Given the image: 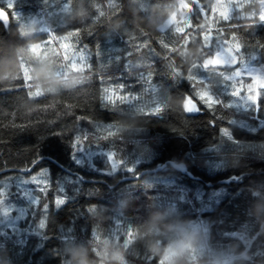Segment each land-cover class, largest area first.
I'll return each mask as SVG.
<instances>
[{
  "label": "trees",
  "instance_id": "1",
  "mask_svg": "<svg viewBox=\"0 0 264 264\" xmlns=\"http://www.w3.org/2000/svg\"><path fill=\"white\" fill-rule=\"evenodd\" d=\"M187 1L182 22L163 33L158 28L179 0L13 1L7 25L0 23V211L13 210L0 216V264H264V90L251 110L257 119L244 116L249 132L232 126L240 114L224 97L211 107L198 103L203 114L184 113L198 84L191 75L202 77V64L220 48L232 50L239 66H264V0H231L252 15L229 20L214 15V0ZM0 9L7 11L5 0ZM23 10L31 33L16 17ZM26 34L50 46L32 53ZM156 104V115L146 113ZM133 114L146 131L139 143L107 134L103 122L123 130ZM97 142L117 168L131 166L143 145L153 158L133 174L106 175L110 165L101 172L85 154L77 162L78 149ZM159 167L154 173L166 186L144 176L124 180ZM44 171L46 192L25 183ZM57 199L65 202L57 206Z\"/></svg>",
  "mask_w": 264,
  "mask_h": 264
},
{
  "label": "rangeland",
  "instance_id": "2",
  "mask_svg": "<svg viewBox=\"0 0 264 264\" xmlns=\"http://www.w3.org/2000/svg\"><path fill=\"white\" fill-rule=\"evenodd\" d=\"M13 1H17V0H11L12 6L16 4L14 3L13 5ZM230 1L231 0H214L212 10L215 13V15L217 14L216 16L224 18V20H229L232 17L238 18L239 15L241 17H245V16L251 17L252 12L248 13L247 15L243 12L239 13L237 12V7L240 8V6L233 7L229 5ZM204 2H208V0H205ZM5 3L6 5H8L9 0H6ZM177 5L178 6H177L176 13L171 15L165 21V23L158 28V30L162 32V31H165L169 26L176 25L177 21L181 23L184 16L187 14V11L191 9V6H189V3L187 0H179V3ZM233 12H234V15H233ZM19 15H20V20L21 18H23V19H26L27 21V23H25L26 26L24 24L21 25V30L25 32L26 27L29 24V32L31 33L32 29L30 27V24L33 21L32 17L30 16L27 17V15L25 14V10L20 11V14L19 12L16 13V17L19 18ZM37 17H41L39 19H43L44 16L42 17V15H38ZM259 17L261 20L264 19V2H261V10L259 13ZM175 30L179 31V29L177 28H175ZM45 33H48V32L46 31ZM52 34H53V37L60 36L59 33H57L56 35L55 32H52ZM25 36L30 38L29 44H30V51L32 53L35 49L36 51L40 49L42 44L45 48L47 46H50L49 43H46L47 39H41V37L39 36L30 35V34H26ZM215 53L221 54V60L219 61V63H213L212 56H210L209 59L202 64L201 69L204 70L203 76L201 77L199 74L191 75V78L200 84H197L195 86L194 98L188 101H192L197 105L199 103L201 106L211 107L213 106V104H216L219 100H221V98L224 97L225 98L224 106L229 107L230 110L234 111V113L240 114V118L232 120L231 124L234 125V127H237L239 129L242 128L241 130H244V131L246 130L245 132L252 131L253 129H251L250 126L244 122V119H245L244 116L245 117L249 116L253 120L257 119L255 114L251 116L252 114L251 110L253 109L254 112L256 113L257 102L259 101V98L261 97V92L264 90V66L263 65L259 67L252 66V65L239 66L237 64L238 62L236 60L237 58L234 52L232 50H228L223 47L220 48ZM131 74H132L131 72L130 74L129 72H127L125 74V77H127V79H130L133 77V75ZM262 96L264 97V93L262 94ZM122 100L124 103H130L129 102L130 100H128L127 98L122 97ZM145 111L146 113H151L153 115H156L157 114V104L151 106L149 109ZM136 114H137V111H136ZM134 117H135L134 114L129 117L131 119L129 120V124L121 125L123 130L117 127L108 129L110 127L108 126L109 124L103 122L104 129L109 135L120 134V136H123V135L135 136V137H132V136L131 137L133 138V140H135L136 143H139L137 142L138 141L137 135L139 134L142 136V134H144L146 131L143 128L136 127L135 124H133ZM249 121H252V120H249ZM130 123L132 124L130 125ZM259 125L261 126L262 123L260 122ZM106 132H103V137L101 138L104 140H107L108 142L110 141V137L109 135L106 134ZM100 144L101 143H96L95 145L97 146L95 147L88 146V148L85 151H83L82 148L78 149V152H80L81 155L78 156L77 162L81 164L84 158L83 154H85L88 158L91 157L90 161L92 165L100 169L101 172L105 170V168H107L106 166L110 165V168H108L110 170L107 173H105L106 175H112L114 173L113 172L114 170H119V169L124 170L128 174H133L139 163L141 162L149 163L151 162L153 158L150 148H148V146L146 145H143L138 151L136 150L134 151V156H133L134 163L131 166L124 164L122 166L119 165V167L117 168L115 165H112V161L110 160L113 158V154L105 151L103 149V146H101ZM209 151L216 152L217 150L211 149ZM128 167H134V171L131 173L126 171ZM215 168H218V165ZM213 171H208V172L211 174H214ZM43 173H44V176L46 177L47 176L46 172L44 171ZM39 174L37 175L35 173L32 176H30L28 180L33 176H37L38 181L35 183H29V184H32L34 186H41L42 184H44L45 181L42 179L43 176H40ZM143 181L145 182L148 181L150 182V184L160 183V184H163L164 186L167 185L166 177L164 175H159L157 173L146 174L143 178ZM23 185H25V183ZM26 189L27 190L23 192L26 199L28 201L29 200L35 201V199L31 196L30 188L26 187ZM11 208H12L11 206H6L3 209H1L0 216L4 215L5 217H8L7 216L8 213H11L13 211ZM19 217H20L19 219L22 218L21 215H19Z\"/></svg>",
  "mask_w": 264,
  "mask_h": 264
},
{
  "label": "bare ground",
  "instance_id": "3",
  "mask_svg": "<svg viewBox=\"0 0 264 264\" xmlns=\"http://www.w3.org/2000/svg\"><path fill=\"white\" fill-rule=\"evenodd\" d=\"M6 1V0H5ZM249 1V0H248ZM47 2V1H46ZM234 2V1H233ZM45 4V3H44ZM244 4V3H243ZM70 5V4H69ZM47 6V5H46ZM243 7H244V5H242ZM205 7H206V5H205ZM226 7V6H225ZM234 7V6H233ZM69 8V7H68ZM71 11V10H70ZM149 11V10H148ZM147 12V11H146ZM218 12V11H217ZM68 14V13H67ZM71 14V13H70ZM206 14V13H205ZM232 14V13H231ZM234 14V13H233ZM147 15V14H146ZM215 15V14H214ZM217 15V14H216ZM148 16V15H147ZM192 16V15H191ZM244 16V15H243ZM150 17V16H149ZM154 17V16H153ZM152 19V18H151ZM224 19V18H223ZM147 21H148V19H147ZM203 21V20H202ZM245 21H247V20H245ZM70 22V21H69ZM154 22V21H153ZM155 22H157V21H155ZM223 23V22H222ZM231 23V22H230ZM240 23V22H239ZM76 24H77V22H76ZM151 24V23H150ZM192 24H194V23H192ZM215 24V23H214ZM221 25V24H220ZM172 26V25H171ZM177 27H178V25H176ZM223 26V25H222ZM225 26V25H224ZM173 27V26H172ZM203 27V26H202ZM244 27V26H243ZM242 27V28H243ZM249 27V26H248ZM117 28V27H116ZM245 28H247L246 26H245ZM19 29V28H18ZM232 29V28H231ZM240 29V28H239ZM77 30V29H76ZM75 30V31H76ZM234 29H232V31H233ZM87 31V30H86ZM160 31V30H159ZM217 31V30H216ZM114 32V31H113ZM249 32V31H248ZM255 32V31H254ZM163 33V32H162ZM172 33V32H171ZM177 33V32H176ZM74 34H77V33H74ZM184 34V33H183ZM72 35V34H71ZM247 35V34H246ZM101 36V35H100ZM173 36V35H172ZM217 36V35H216ZM238 37H240L239 35H237ZM237 36H236V38H237ZM162 37H164V35L162 36ZM215 37V36H214ZM17 38V37H16ZM179 38V37H178ZM181 38V37H180ZM220 38V37H219ZM241 38V37H240ZM152 40V39H151ZM162 40V39H161ZM241 39H239V41H240ZM244 40V39H243ZM94 41V40H93ZM125 41V40H124ZM247 42V41H246ZM81 43V42H80ZM99 43V42H98ZM177 45V44H176ZM242 45V44H241ZM240 45V46H241ZM161 46V45H160ZM244 46V45H243ZM105 47V46H104ZM245 47H248V46H245ZM163 48V47H162ZM179 48V47H178ZM260 48V47H259ZM121 49V48H120ZM174 49V48H173ZM103 50V49H102ZM107 50V49H106ZM165 50V49H164ZM178 50V49H177ZM213 50V49H212ZM248 50V49H247ZM162 51V50H161ZM264 51V50H263ZM83 52V51H82ZM87 52V51H86ZM121 52V51H120ZM165 52V51H164ZM255 52V51H254ZM257 53V52H256ZM105 54V53H104ZM128 55V54H127ZM207 56V55H206ZM258 56V55H257ZM99 57V56H98ZM156 57V56H155ZM97 58V57H96ZM159 58V57H158ZM126 59V58H125ZM131 59V58H130ZM200 61V60H199ZM107 62V61H106ZM120 62V61H119ZM122 62V61H121ZM151 62V61H150ZM253 64V63H252ZM98 65V64H97ZM136 65V64H135ZM248 65V64H247ZM251 65V64H250ZM166 67V66H165ZM125 69V68H124ZM168 69V68H167ZM94 72V71H93ZM169 72V71H168ZM167 74V73H166ZM186 74V73H185ZM74 76V75H73ZM169 78V77H168ZM108 79V78H107ZM113 79V78H112ZM172 79V78H171ZM15 80V79H14ZM67 80V79H66ZM191 80V79H190ZM101 81V80H100ZM106 81V80H105ZM113 81V80H112ZM143 81V80H142ZM62 82V81H61ZM98 82H99V80H98ZM104 82V81H103ZM108 82V81H107ZM185 82V81H184ZM228 82V81H227ZM71 83V82H70ZM79 83V82H78ZM186 83V82H185ZM188 83V82H187ZM190 83V82H189ZM195 83H197V82H195ZM21 84V83H20ZM82 84V83H81ZM100 83H98V85H99ZM198 84H200V83H198ZM71 85V84H70ZM97 85V84H96ZM149 85V84H148ZM187 85V84H186ZM194 85V84H193ZM197 85V84H196ZM41 86V85H40ZM126 86H127V84H126ZM112 87V86H111ZM69 88V87H68ZM212 88V87H211ZM59 89V88H58ZM150 89V88H149ZM66 90V89H65ZM207 90V89H206ZM153 91V90H152ZM157 91V90H156ZM101 94V93H100ZM217 94V93H216ZM159 95V94H158ZM191 95V94H190ZM22 96H23V94H22ZM147 96V95H146ZM152 97V96H151ZM227 98V97H226ZM142 99V98H141ZM196 99V98H195ZM157 100V99H156ZM200 100V99H199ZM203 100V99H202ZM136 101V100H135ZM159 101V100H158ZM152 103V102H151ZM214 105V104H213ZM13 106V105H12ZM15 106V105H14ZM148 106V105H147ZM219 106V105H218ZM23 107H25V106H23ZM99 107V106H98ZM219 108V107H218ZM99 111V110H98ZM113 111V110H112ZM207 111V110H206ZM230 111V110H229ZM17 112V111H16ZM231 112V111H230ZM154 113V112H153ZM218 113V112H217ZM223 113V112H222ZM162 114V113H161ZM220 114V113H219ZM226 114V113H225ZM228 114V113H227ZM236 114V113H235ZM213 115V114H212ZM231 115V114H230ZM229 115V116H230ZM250 115V114H249ZM236 116V115H235ZM238 116V115H237ZM236 116V117H237ZM252 116V115H251ZM149 118V117H148ZM227 118V117H226ZM241 118H242V116H241ZM31 119V118H30ZM145 119V118H144ZM160 119V118H159ZM158 119V120H159ZM216 119V118H215ZM246 119V118H245ZM260 119V118H259ZM263 119H264V117H263ZM262 119V120H263ZM89 121V120H88ZM256 122V121H255ZM14 123V122H13ZM26 123H27V121H26ZM25 123V124H26ZM142 123V122H141ZM217 123V122H216ZM6 124V123H5ZM20 125V124H19ZM168 125V124H167ZM77 126V125H76ZM169 126V125H168ZM232 126H234V125H232ZM52 128V127H51ZM237 128V127H236ZM123 129V128H122ZM242 129V128H241ZM130 130V129H129ZM147 130V129H146ZM221 130V129H220ZM135 131V130H134ZM246 131V130H245ZM249 132V131H248ZM12 133V132H11ZM227 133H229V132H227ZM224 134V133H223ZM75 135V134H74ZM83 135H84V133H83ZM88 135V134H87ZM136 135V134H135ZM159 135V134H158ZM157 135V136H158ZM163 135V134H162ZM220 135V134H219ZM225 135V134H224ZM143 136V135H142ZM156 136V137H157ZM87 137V136H86ZM135 137V136H134ZM147 137V136H146ZM149 137V136H148ZM160 137H162V136H160ZM159 137V138H160ZM166 137V136H165ZM171 137V136H170ZM226 137V136H225ZM73 138V137H72ZM85 138V137H84ZM91 138V137H90ZM90 138H89V140H90ZM142 138V137H141ZM172 138H173V136H172ZM86 139V138H85ZM87 139H88V137H87ZM86 139V140H87ZM94 139V138H93ZM133 139V138H132ZM165 140H166V138H164ZM163 139V140H164ZM175 139V138H174ZM233 139V138H232ZM88 140V141H89ZM98 140V139H97ZM153 140V139H152ZM157 140V139H156ZM155 140V141H156ZM169 140V139H168ZM234 140V139H233ZM78 141V140H77ZM100 141V140H99ZM114 141V140H113ZM119 141V140H118ZM117 141V142H118ZM141 141H143V140H141ZM253 141V140H252ZM134 142V141H133ZM144 142H146V141H144ZM148 142H149V140H148ZM232 142V141H231ZM240 142V141H239ZM242 142V141H241ZM82 143V142H81ZM92 143V142H91ZM98 143V142H97ZM115 143V142H114ZM147 143V142H146ZM187 143V142H186ZM251 143H253V142H251ZM75 144H77V143H75ZM74 144V145H75ZM118 144H119V142H118ZM132 144V143H131ZM150 144V143H149ZM155 144V143H154ZM161 144V143H160ZM166 144V143H165ZM235 144V143H234ZM264 144V143H263ZM79 145V144H78ZM116 145V144H115ZM129 145H130V143H129ZM151 145V144H150ZM157 144H155V146H156ZM242 145H244V144H242ZM257 145V144H256ZM159 146V145H158ZM235 146V145H234ZM264 146V145H263ZM151 147H153V149L154 148H157V147H154L153 145H151ZM161 147V146H160ZM115 148V147H114ZM72 149V148H71ZM124 149V148H123ZM264 149V148H263ZM117 150V149H116ZM138 150V149H137ZM258 150V149H257ZM262 150V149H261ZM254 151V150H253ZM157 152V151H156ZM158 152H159V150H158ZM161 152V151H160ZM250 152V151H249ZM255 152V151H254ZM264 152V151H263ZM71 153V152H70ZM69 153V154H70ZM186 153V152H185ZM214 153V152H213ZM222 153V152H221ZM224 153V152H223ZM246 153V152H245ZM260 153V152H259ZM77 154V153H76ZM208 154V153H207ZM212 154V153H211ZM256 154V153H255ZM258 154V153H257ZM129 155V154H128ZM185 155V154H184ZM201 155V154H200ZM204 155V154H203ZM249 155V154H248ZM251 155V154H250ZM156 156V155H155ZM199 156V155H198ZM227 156V155H226ZM260 156H261V154H260ZM209 157V156H208ZM223 157V156H222ZM221 157V158H222ZM246 158L247 157H245V160H246ZM188 159V158H187ZM207 159V158H206ZM215 159V158H214ZM229 159V158H228ZM201 160V159H200ZM36 161V160H35ZM211 161V160H210ZM232 161V160H231ZM250 161H253V159L252 160H249V162ZM255 161V160H254ZM253 161V162H254ZM262 161V160H261ZM177 162V161H176ZM195 162H198V161H196L195 160ZM205 162H207V161H205ZM245 162V161H244ZM259 162V161H258ZM263 162V161H262ZM261 162V163H262ZM240 163H242V162H240ZM246 163V162H245ZM256 163V162H255ZM77 164V163H76ZM203 164V163H202ZM233 164V163H232ZM16 165V164H15ZM200 165V164H199ZM244 165V164H243ZM252 165V164H251ZM44 166V165H43ZM47 166V165H46ZM231 166V165H230ZM233 166H234V164H233ZM240 166V164L238 165V167ZM241 166H242V164H241ZM56 167V166H55ZM199 168H200V166H198ZM229 167V166H228ZM245 167H247V166H245ZM195 168V167H194ZM234 168H235V166H234ZM260 169V168H259ZM232 170V169H231ZM254 170V169H253ZM258 170V169H257ZM195 171V170H194ZM240 171V170H239ZM247 171V170H246ZM245 171V172H246ZM227 172V171H226ZM258 172V171H257ZM225 173V172H224ZM186 174V173H185ZM218 174V173H217ZM188 175V174H187ZM204 175V174H203ZM133 182V181H132ZM259 182V181H258ZM69 183V182H68ZM136 185V184H135ZM264 185V184H263ZM192 187V186H191ZM257 187V186H256ZM263 187V186H262ZM193 189V188H192ZM259 191V190H258ZM141 193V192H140ZM223 195V194H222ZM217 196V195H216ZM253 196V195H252ZM94 198V197H93ZM192 198V197H191ZM191 198H190V200H191ZM264 200V199H263ZM195 201V200H194ZM194 201H193V203H194ZM197 203V202H196ZM188 205V204H187ZM193 205H195V203L193 204ZM172 206V205H171ZM182 209V208H181ZM193 211V210H192ZM33 235V234H32ZM147 236V235H146ZM89 237V236H88ZM91 237V236H90ZM121 238V237H120ZM4 239V238H3ZM91 239V238H90ZM7 240V239H6ZM5 240V241H6ZM9 240H11V239H9ZM45 240V239H44ZM19 241V240H18ZM94 241V240H93ZM114 244V243H113ZM92 245V244H91ZM165 246V245H164ZM83 250V249H82ZM84 251V250H83ZM116 251V250H115ZM123 252V251H122ZM241 257V256H240ZM100 258V257H99ZM98 258V259H99ZM143 258V257H142ZM254 258H256V257H254ZM253 258V259H254ZM131 259V258H130ZM179 259V258H178ZM256 259H258V258H256ZM255 259V260H256ZM125 260V259H124ZM135 261V260H134ZM177 261V260H176ZM259 261V260H258ZM171 263V262H170ZM253 263H255V262H253ZM84 264H85V262H84ZM142 264V263H141ZM173 264V263H172ZM257 264V263H256Z\"/></svg>",
  "mask_w": 264,
  "mask_h": 264
},
{
  "label": "water",
  "instance_id": "4",
  "mask_svg": "<svg viewBox=\"0 0 264 264\" xmlns=\"http://www.w3.org/2000/svg\"><path fill=\"white\" fill-rule=\"evenodd\" d=\"M220 60H221V54L220 53L213 54L212 61L214 63H219ZM184 113L188 117H195V116H198L200 114H203V111L200 110L199 107L194 102L188 101L184 105ZM162 167H165V165H163ZM162 167H159V168H156V169H153V170H147V169L143 170L139 174H137L136 176L128 177V178H125L124 180H130V181L138 180L141 177L145 176L146 174L158 172L159 170H161ZM171 167H172V169L180 171L181 173H184V171H185L184 168L177 167L176 165H174L172 163H171Z\"/></svg>",
  "mask_w": 264,
  "mask_h": 264
},
{
  "label": "snow or ice",
  "instance_id": "5",
  "mask_svg": "<svg viewBox=\"0 0 264 264\" xmlns=\"http://www.w3.org/2000/svg\"><path fill=\"white\" fill-rule=\"evenodd\" d=\"M11 9H12V3H11V0H9V3H8V5H7V11H6L5 9H0V23L5 24V26H6L7 23H8V19H9V18H8V12H10ZM12 18L15 19V15H14V14H13V17H12ZM222 132H223L225 135H227V132H226L225 130H222ZM126 171H128V172L131 173V172L134 171V167H128V168L126 169ZM39 175H40V176H43L44 173L41 172ZM37 181H38V177H37V176H33V177H31L29 180H26L25 183H35V182H37ZM41 191H42V193L47 191V185H46V183H44V184L41 186ZM64 202H65V201H64L63 199H57V200L55 201V203H56L57 206L62 205ZM130 234H131V233L129 232V235H130Z\"/></svg>",
  "mask_w": 264,
  "mask_h": 264
},
{
  "label": "clouds",
  "instance_id": "6",
  "mask_svg": "<svg viewBox=\"0 0 264 264\" xmlns=\"http://www.w3.org/2000/svg\"><path fill=\"white\" fill-rule=\"evenodd\" d=\"M114 264H118V262H114Z\"/></svg>",
  "mask_w": 264,
  "mask_h": 264
}]
</instances>
